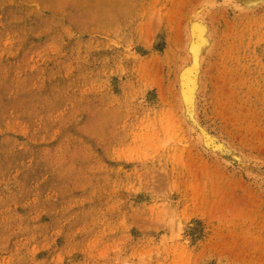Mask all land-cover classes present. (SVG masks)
Masks as SVG:
<instances>
[{
	"label": "rangeland",
	"instance_id": "374dc122",
	"mask_svg": "<svg viewBox=\"0 0 264 264\" xmlns=\"http://www.w3.org/2000/svg\"><path fill=\"white\" fill-rule=\"evenodd\" d=\"M0 264H264V0H0Z\"/></svg>",
	"mask_w": 264,
	"mask_h": 264
},
{
	"label": "bare ground",
	"instance_id": "6f19581e",
	"mask_svg": "<svg viewBox=\"0 0 264 264\" xmlns=\"http://www.w3.org/2000/svg\"><path fill=\"white\" fill-rule=\"evenodd\" d=\"M238 11V10H237ZM242 12V11H241ZM189 18V17H188ZM204 22V21H203ZM196 23V22H195ZM200 23H202V22H200ZM192 23H190V25H191ZM203 24V23H202ZM204 24H205V22H204ZM188 25V24H187ZM194 25H196V24H194ZM205 26H206V24H205ZM185 28H187V27H185ZM188 28H191L190 26L188 27ZM187 28V29H188ZM194 28H196L194 31L196 32L195 34L197 35V40H198V43H201L200 44V49L202 50V48L204 47V46H206L207 44H208V36L206 37V35H205V30H204V28L205 27H203L202 25H196ZM186 29V30H187ZM189 30V32H190V29H188ZM188 30H187V32H188ZM193 30V29H192ZM206 30H207V28H206ZM208 31V30H207ZM187 33V34H190V33ZM209 32V31H208ZM209 36H210V34H209ZM211 38H213L212 36H211ZM188 40H190V36L188 35ZM209 42H210V40H209ZM188 43H189V45H190V42L188 41ZM188 43H187V46H185V47H187V48H189V45H188ZM213 44V43H212ZM212 46H215V45H212ZM194 48L192 49V50H194V56H195V54H197L198 53V51H199V49L197 48V46H193ZM214 48V47H213ZM211 49V48H210ZM200 50V51H201ZM205 50V48H203V51ZM214 50H215V48H214ZM185 51H187V50H185ZM189 51V53H190V50H188ZM202 51V52H203ZM196 52V53H195ZM205 52H206V50H205ZM185 53H187V52H185ZM207 53H209L208 51H207ZM206 53V54H207ZM188 54V53H187ZM193 54V53H192ZM203 54V53H202ZM198 55H201V54H198ZM210 55V54H209ZM186 56V55H185ZM202 57H204L203 55H201ZM188 56H186V58H187ZM192 57H193V55H192ZM206 57V56H205ZM195 58V57H194ZM198 57H196V59H197ZM200 59H202V58H200ZM204 59V58H203ZM192 60V59H191ZM194 62H196L195 60H194ZM200 62V61H199ZM192 63H193V61H192ZM201 64H202V61L200 62ZM196 65H194L193 66V68L192 67H190V68H187L186 69V66H185V71H183V74H182V82H183V96H184V101H185V103H187V105H189V106H196V105H193L194 103H195V101L194 100H196V99H194V94H195V92H196V90H198L199 89V86H198V89H197V85H198V81L200 80H198L197 78H198V74H197V76H196V72H195V69L196 68H198L197 67V63H195ZM190 65V64H189ZM195 66H196V68H195ZM201 66V65H200ZM199 66V67H200ZM180 70V69H179ZM178 70V71H179ZM182 70H183V68H182ZM181 70V71H182ZM199 69H197V71H198ZM177 71V72H178ZM179 73V72H178ZM176 74V75H179V74ZM204 73V72H203ZM181 74V73H180ZM202 74V73H201ZM202 75H204V74H202ZM200 76V75H199ZM177 78H178V76H176ZM176 78V79H177ZM181 80V79H180ZM201 82V81H200ZM177 84H178V81H177ZM180 84H181V82H180ZM179 86V85H178ZM179 88V87H178ZM181 89V90H182ZM199 91V90H198ZM200 92V91H199ZM178 93V96H179V91L177 92ZM198 94V93H197ZM177 95V94H176ZM194 99V100H193ZM179 100H180V103H181V98L179 97ZM194 101V102H193ZM197 101V100H196ZM179 103V105L181 106V104H182V106L181 107H183V109L185 108L184 106H185V104H183V101H182V103L180 104ZM178 107V106H177ZM192 107V108H193ZM190 107H188V109H189ZM182 110V109H181ZM185 110V109H184ZM183 110V111H184ZM191 110H195V109H191ZM186 111V110H185ZM188 111H190V110H188ZM181 112V111H180ZM187 112V111H186ZM194 112V111H193ZM192 112V114H194ZM182 113L183 112H181V115H182ZM192 114H191V118H192ZM184 116V115H183ZM195 115H193V117H194ZM186 117H188L187 115H186ZM189 119V118H188ZM182 120V119H181ZM191 119H189V121H190ZM189 121H187V122H185V120H184V122H183V120L181 121V122H183L184 124H186V123H188L187 125H188V127L190 126V124H191V126L193 125V122L192 123H190L189 124ZM192 121H193V119H192ZM194 123H196V122H194ZM187 125H185V126H187ZM197 125V124H196ZM195 129V128H194ZM191 131H192V129H191ZM190 131V132H191ZM203 134H204V132H202ZM207 135V134H206ZM206 135H204V136H206ZM200 138H201V136H200ZM206 138H208V140L211 138L210 136H206ZM205 138V139H206ZM213 138V137H212ZM211 138V139H212ZM203 139V138H202ZM215 139V138H214ZM207 140V141H208ZM213 140V139H212ZM212 140L210 141L209 140V142H212ZM201 143V142H200ZM204 144V143H203ZM206 144V143H205ZM204 144V145H205ZM219 145V144H218ZM200 146V145H199ZM202 146V145H201ZM216 146V145H215ZM216 148H219L220 149V147L218 146V147H216ZM212 154V153H211ZM213 156H214V153H213ZM215 156H217V155H215Z\"/></svg>",
	"mask_w": 264,
	"mask_h": 264
}]
</instances>
